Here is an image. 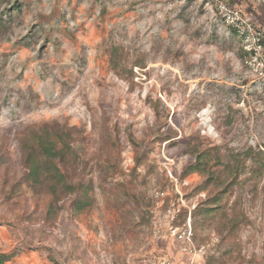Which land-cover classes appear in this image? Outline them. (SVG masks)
Wrapping results in <instances>:
<instances>
[{
  "label": "rangeland",
  "instance_id": "obj_1",
  "mask_svg": "<svg viewBox=\"0 0 264 264\" xmlns=\"http://www.w3.org/2000/svg\"><path fill=\"white\" fill-rule=\"evenodd\" d=\"M226 1L264 34V0ZM243 32L209 0H0L4 264H264V45ZM37 133L66 149L58 185L26 179Z\"/></svg>",
  "mask_w": 264,
  "mask_h": 264
},
{
  "label": "trees",
  "instance_id": "obj_2",
  "mask_svg": "<svg viewBox=\"0 0 264 264\" xmlns=\"http://www.w3.org/2000/svg\"><path fill=\"white\" fill-rule=\"evenodd\" d=\"M36 142L34 143L35 146H33L31 152L28 154L27 157V165L29 167V172L26 176L27 181H35L36 184H39V182H41V176L44 174L47 179L45 181H47L48 179L53 178L54 180H57L56 185H58L59 183L63 182L65 180V176L63 174V172L59 169L58 166H56L55 164H53L52 159L54 158H58L60 157L61 159H64L66 156V152H65V148H58L56 146H54V143L51 141H48L42 133H37L36 135ZM43 157V158H42ZM199 157V162H198V166H200L201 168H204L205 171H210L208 170V165H209V161L212 157H217V158H221V155L218 153V151L216 149H209V150H205L201 153H199L198 155ZM237 166L235 165L234 170L235 171H239V165L240 163H242V161L238 160L237 161ZM231 169L233 170V167H231ZM233 170V171H234ZM218 175L216 174H211V177H213L214 179L217 177ZM35 184V185H36ZM67 185V184H66ZM72 187L73 186H69ZM232 184H226L225 187L222 190L221 194H218L219 196L218 199L219 201L222 200V198L224 197V195L231 190ZM89 187L85 185V189H88ZM55 195H57L56 191L54 192ZM222 208V204L216 205V206H207L205 205L201 211L204 212L205 216H208L210 214H212V212L216 211L217 208ZM193 232V231H192ZM9 260V257L6 256L5 254L0 255V264H4L5 261Z\"/></svg>",
  "mask_w": 264,
  "mask_h": 264
},
{
  "label": "built area",
  "instance_id": "obj_3",
  "mask_svg": "<svg viewBox=\"0 0 264 264\" xmlns=\"http://www.w3.org/2000/svg\"><path fill=\"white\" fill-rule=\"evenodd\" d=\"M209 2H212L215 5V8L221 13L227 24L233 27L234 30L238 33L244 31L247 35H253L256 42L246 49L256 53L262 48L264 45L262 40L264 38L261 39L260 36L264 37L263 31L255 33L258 29L252 22H249L247 18L244 17L239 9H235V7L229 4L226 0H209Z\"/></svg>",
  "mask_w": 264,
  "mask_h": 264
}]
</instances>
